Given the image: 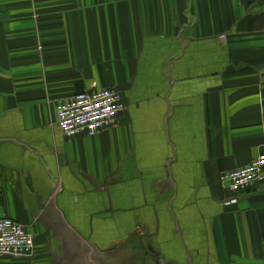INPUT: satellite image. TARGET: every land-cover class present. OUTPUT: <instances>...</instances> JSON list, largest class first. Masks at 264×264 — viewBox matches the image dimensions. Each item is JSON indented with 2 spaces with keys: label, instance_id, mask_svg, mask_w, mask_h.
Instances as JSON below:
<instances>
[{
  "label": "crops",
  "instance_id": "crops-1",
  "mask_svg": "<svg viewBox=\"0 0 264 264\" xmlns=\"http://www.w3.org/2000/svg\"><path fill=\"white\" fill-rule=\"evenodd\" d=\"M108 86L118 125L64 137ZM262 154L264 0H0V218L35 240L0 264H264V184L220 183Z\"/></svg>",
  "mask_w": 264,
  "mask_h": 264
},
{
  "label": "built area",
  "instance_id": "built-area-1",
  "mask_svg": "<svg viewBox=\"0 0 264 264\" xmlns=\"http://www.w3.org/2000/svg\"><path fill=\"white\" fill-rule=\"evenodd\" d=\"M118 87L78 92L56 107V119L64 137L93 136L118 125L123 96ZM264 182V154L242 167L223 172L220 183L229 192H239ZM237 199L231 200L236 202ZM11 217L0 218V255L26 257L35 249L34 236Z\"/></svg>",
  "mask_w": 264,
  "mask_h": 264
},
{
  "label": "rangeland",
  "instance_id": "rangeland-1",
  "mask_svg": "<svg viewBox=\"0 0 264 264\" xmlns=\"http://www.w3.org/2000/svg\"><path fill=\"white\" fill-rule=\"evenodd\" d=\"M131 256H133V255H131ZM138 258H140V257L139 256H133V257L130 258V261L128 263L129 264H137V263L140 264L141 263V260L138 259Z\"/></svg>",
  "mask_w": 264,
  "mask_h": 264
},
{
  "label": "trees",
  "instance_id": "trees-1",
  "mask_svg": "<svg viewBox=\"0 0 264 264\" xmlns=\"http://www.w3.org/2000/svg\"><path fill=\"white\" fill-rule=\"evenodd\" d=\"M258 184H264V182L263 183H255V185L254 186H256V185H258ZM249 189V188H248ZM248 189H246V190H248ZM243 191H245V190H243ZM243 191H239V192H243ZM234 193V192H233ZM235 193H237V192H235Z\"/></svg>",
  "mask_w": 264,
  "mask_h": 264
}]
</instances>
